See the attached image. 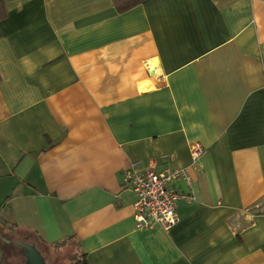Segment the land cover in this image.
Here are the masks:
<instances>
[{
	"label": "crops",
	"instance_id": "0c3cea01",
	"mask_svg": "<svg viewBox=\"0 0 264 264\" xmlns=\"http://www.w3.org/2000/svg\"><path fill=\"white\" fill-rule=\"evenodd\" d=\"M5 7L0 237L20 264L18 242L46 264H264V0ZM192 141L174 186L194 199L136 229L123 171L188 167Z\"/></svg>",
	"mask_w": 264,
	"mask_h": 264
},
{
	"label": "built area",
	"instance_id": "2783aa9c",
	"mask_svg": "<svg viewBox=\"0 0 264 264\" xmlns=\"http://www.w3.org/2000/svg\"><path fill=\"white\" fill-rule=\"evenodd\" d=\"M203 151L204 146L201 142L192 141L189 144L188 167H168L159 172L150 167L142 170L129 168L123 171V186L134 195L132 205L136 229L147 230L159 226L168 230L177 223L176 201L183 199L191 202L194 195L192 191L177 190L174 183L182 181L186 186L191 185L188 170L200 168Z\"/></svg>",
	"mask_w": 264,
	"mask_h": 264
},
{
	"label": "rangeland",
	"instance_id": "374dc122",
	"mask_svg": "<svg viewBox=\"0 0 264 264\" xmlns=\"http://www.w3.org/2000/svg\"><path fill=\"white\" fill-rule=\"evenodd\" d=\"M3 232L5 233V235H8L5 229H3ZM8 240H11V239L9 238L4 239V237H0V256H1L0 261H3V262L5 261L6 263H10V264H20L19 259H18V251H17L16 245H14L13 242L8 241ZM64 249L68 250L69 248L64 246ZM68 260L71 261V258H68L65 260L61 259L59 260V263L63 261L67 262Z\"/></svg>",
	"mask_w": 264,
	"mask_h": 264
},
{
	"label": "trees",
	"instance_id": "16d2710c",
	"mask_svg": "<svg viewBox=\"0 0 264 264\" xmlns=\"http://www.w3.org/2000/svg\"><path fill=\"white\" fill-rule=\"evenodd\" d=\"M7 1L8 0H0V21H2L6 17L5 5H6ZM143 1L144 0H113V4H114L115 9L118 12H123V11H126V10L140 4ZM74 263L75 264H77V263L86 264L85 257H82L79 260L77 259ZM0 264H7V263L0 261Z\"/></svg>",
	"mask_w": 264,
	"mask_h": 264
},
{
	"label": "water",
	"instance_id": "95a60500",
	"mask_svg": "<svg viewBox=\"0 0 264 264\" xmlns=\"http://www.w3.org/2000/svg\"><path fill=\"white\" fill-rule=\"evenodd\" d=\"M18 244L23 248L25 256L22 264H46L41 253L33 244L24 242H18Z\"/></svg>",
	"mask_w": 264,
	"mask_h": 264
}]
</instances>
